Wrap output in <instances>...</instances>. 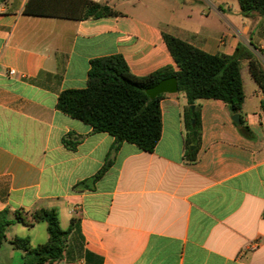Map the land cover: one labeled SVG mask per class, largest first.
Segmentation results:
<instances>
[{
  "label": "crops",
  "instance_id": "crops-1",
  "mask_svg": "<svg viewBox=\"0 0 264 264\" xmlns=\"http://www.w3.org/2000/svg\"><path fill=\"white\" fill-rule=\"evenodd\" d=\"M46 1L82 13L83 0ZM95 1L123 14L30 15L28 0H0V210L30 219L38 208L56 209L65 229L75 219L54 264H264V94L247 60L239 114L251 136L222 100L204 98L196 102L199 138L188 144L182 92L161 100L153 151L116 147L114 136L57 108L63 90L87 85L96 57L121 53L138 76L178 69L164 32L210 54L232 55L243 42L264 64V15L244 16L238 0ZM38 224L23 223L6 243L16 235L46 242Z\"/></svg>",
  "mask_w": 264,
  "mask_h": 264
},
{
  "label": "trees",
  "instance_id": "trees-1",
  "mask_svg": "<svg viewBox=\"0 0 264 264\" xmlns=\"http://www.w3.org/2000/svg\"><path fill=\"white\" fill-rule=\"evenodd\" d=\"M238 1L244 16L254 12L264 15V0ZM71 11L74 10L55 7L46 0H28L24 7V13L30 15L74 19L123 14L112 5L95 0H83L82 13L79 15ZM163 36L178 69L168 65L147 75L138 76L131 71L121 53L96 57L90 61L87 85L63 90L59 94L57 108L92 125L96 132H106L114 136L116 147L123 142H130L145 151H153L162 136L161 100L166 93L151 98L146 89L160 80L172 76L178 78V92H182L188 102L183 119L190 132V145L199 138L201 112L196 103L198 99L222 100L232 114L241 112L246 96L242 77L244 60L248 61L250 74L264 94V64L249 45L240 42L232 55L210 54L171 33L164 32ZM261 104L264 108V98ZM239 125L244 135H252L242 118ZM194 131H197L196 135ZM64 142L72 148L76 145V142L67 138ZM194 152L188 145L187 157L194 159ZM103 171L95 175L93 180L99 178ZM86 185L87 182L82 181L75 187ZM22 213V210H17L13 219L9 217L8 209L0 210V252L7 241V229L15 222L28 226L36 222H46V242L32 246L29 236L16 235L10 240V244L21 252L23 264H54L61 260L67 252L75 219L64 229L56 209L38 208L30 213V219Z\"/></svg>",
  "mask_w": 264,
  "mask_h": 264
},
{
  "label": "rangeland",
  "instance_id": "rangeland-1",
  "mask_svg": "<svg viewBox=\"0 0 264 264\" xmlns=\"http://www.w3.org/2000/svg\"><path fill=\"white\" fill-rule=\"evenodd\" d=\"M118 1H121V0H118ZM123 10H127L128 12H133L132 6H128L127 9H123ZM22 215L24 217H27V215L24 212L22 213ZM9 217L14 219L15 214L14 215L9 214ZM10 227L7 229V235L9 239L16 233L21 234L20 233L21 231L19 230L25 229L22 222H15ZM36 227L37 229H42V227H47V223L41 222V224H38ZM44 234H48L47 230L44 232ZM45 240L46 239L40 236L34 240V244L45 242ZM0 264H23L22 259H21V252L17 249H14L13 246L9 242H7L6 247L3 248V250L0 252Z\"/></svg>",
  "mask_w": 264,
  "mask_h": 264
},
{
  "label": "water",
  "instance_id": "water-1",
  "mask_svg": "<svg viewBox=\"0 0 264 264\" xmlns=\"http://www.w3.org/2000/svg\"><path fill=\"white\" fill-rule=\"evenodd\" d=\"M179 90L178 78L176 76L167 77L160 80L156 85L148 87L146 89L147 94L151 98H155L161 93H176ZM233 120L236 123L241 122L240 114H234ZM197 134V131H194V135Z\"/></svg>",
  "mask_w": 264,
  "mask_h": 264
},
{
  "label": "built area",
  "instance_id": "built-area-1",
  "mask_svg": "<svg viewBox=\"0 0 264 264\" xmlns=\"http://www.w3.org/2000/svg\"><path fill=\"white\" fill-rule=\"evenodd\" d=\"M10 73H11V74H15L16 71H15L14 69H12V70L10 71Z\"/></svg>",
  "mask_w": 264,
  "mask_h": 264
}]
</instances>
